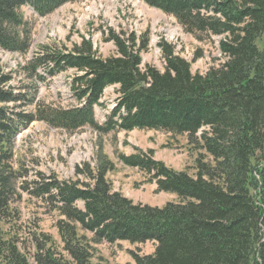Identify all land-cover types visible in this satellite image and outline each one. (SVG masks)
Masks as SVG:
<instances>
[{
  "label": "trees",
  "instance_id": "trees-1",
  "mask_svg": "<svg viewBox=\"0 0 264 264\" xmlns=\"http://www.w3.org/2000/svg\"><path fill=\"white\" fill-rule=\"evenodd\" d=\"M79 1L0 0V50L22 56L30 50L22 8L46 17ZM140 1L174 18L198 41L220 38L223 62L192 74L190 62L161 40L159 71L142 65L147 32L109 29L104 36L114 45L111 57H98L82 38L69 51L40 46L18 66L29 83L19 88L11 86V72L0 70V264H100L97 246L118 242L155 244L152 255L131 252L134 264H264V0ZM69 70L75 75L67 106L37 101L40 85ZM110 87L117 98L99 125L94 109ZM34 122L68 134L89 128L99 140L135 130L186 136L203 154L193 176L166 167L152 150L116 155L157 193L176 196V202L151 207L113 190L108 175L115 165L101 144L92 164L77 166L69 180L40 173L26 179L27 171L13 166L14 146ZM22 195L54 214L57 241L41 232L20 237L13 207Z\"/></svg>",
  "mask_w": 264,
  "mask_h": 264
},
{
  "label": "rangeland",
  "instance_id": "rangeland-1",
  "mask_svg": "<svg viewBox=\"0 0 264 264\" xmlns=\"http://www.w3.org/2000/svg\"><path fill=\"white\" fill-rule=\"evenodd\" d=\"M19 15L29 32L30 50L25 55L11 54L0 50V70L11 72V86L19 88L29 84L20 75L19 67L24 66L44 45H57L65 50L79 44L82 38L91 41L96 55L102 59L115 55V48L104 36L107 30L116 34L147 32L148 49L141 54L142 65H150L163 70V61L157 44L163 40L174 47L175 53L190 62L192 74L203 75L209 68L219 65L223 58L218 51L220 38H203L198 41L185 33L174 18L151 9L140 0H82L66 4L49 16L39 17L29 8H22ZM195 56H197L196 59ZM39 73H43L39 70ZM75 72L69 70L40 85L36 99L45 105L65 107L70 102L69 83ZM115 87L107 88L101 98V106L95 107L94 118L102 125L114 107L117 94ZM114 163L115 170L108 175L113 190L121 193L133 203L162 207L168 202H176V196L157 193L155 184L144 183V176L136 169L123 166L116 155L129 156L135 149L146 152L152 150L154 159L175 171H186L194 175V162L202 152L195 151L187 143L186 136H170L164 132L132 131L114 132L99 140L96 132L85 128L68 134L62 130L49 128L42 122H34L16 138L13 166L21 165L27 171L28 180L36 179V173L54 174L59 180H69L77 166L93 162L97 145ZM155 186V189H152ZM19 214L15 230L24 238L29 232H41L58 240L54 228V214L46 213L39 201L22 195L14 207ZM25 253L31 252L26 245ZM24 247V248H25ZM152 242L131 245L127 242L102 243L97 246L94 260L100 264L133 263L131 252L152 255ZM23 249V247H22Z\"/></svg>",
  "mask_w": 264,
  "mask_h": 264
},
{
  "label": "crops",
  "instance_id": "crops-1",
  "mask_svg": "<svg viewBox=\"0 0 264 264\" xmlns=\"http://www.w3.org/2000/svg\"><path fill=\"white\" fill-rule=\"evenodd\" d=\"M153 185V184H152ZM152 189H155V186H153ZM115 191V190H114ZM129 264H134V262L132 263L130 260L128 261Z\"/></svg>",
  "mask_w": 264,
  "mask_h": 264
}]
</instances>
